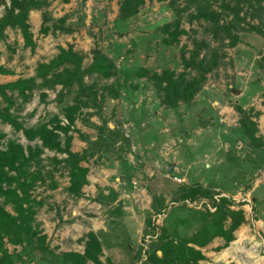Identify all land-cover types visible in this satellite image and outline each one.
Listing matches in <instances>:
<instances>
[{"label": "rangeland", "instance_id": "1", "mask_svg": "<svg viewBox=\"0 0 264 264\" xmlns=\"http://www.w3.org/2000/svg\"><path fill=\"white\" fill-rule=\"evenodd\" d=\"M118 1L48 0L50 17L64 18L63 28H70L71 33L43 36L39 33L42 11H32L28 24L35 43L33 51L24 48L18 30L8 28L0 39V66L10 72L0 76V84L33 78L38 65L49 63L59 48L69 46L82 57L83 68L92 63L95 51L115 66L110 79L97 75L84 78L86 85L95 86L96 105L76 88L59 101V87L44 92L43 101L42 92L36 90L27 104L15 99L11 113L20 117L25 129L52 126L54 119L67 126L65 109L77 105L74 131L69 133L70 151L94 150L81 163L88 168L91 180L79 199L66 192L68 170L54 163L67 156L43 150L41 180L32 195L42 203L34 226L46 236L49 253H36L31 261L24 258L17 264H68L62 255L83 254L89 233L100 242L99 260L103 264L107 260L112 264H149V253L161 244L157 240L159 229L164 228L179 241H188L208 221V213L215 211L212 201L205 198L180 201V194L192 186L210 190L215 194L213 201H232L228 208L244 215V223L232 232L230 243L216 237L202 248L188 245L205 257L199 264H264V10H259L264 2L253 0V7L245 4L240 14L262 34L232 21L233 33L239 38L233 46L221 34L213 37L208 24L188 19L194 12L190 9L179 24L186 34L166 46L163 28L178 20L182 2L170 8L168 0H145L137 11L119 16ZM227 1L210 0L217 12ZM8 4V0H0V17ZM231 19L224 15L220 22ZM198 43L204 45L200 59L215 53L217 65L189 104L167 108L154 75L168 70L175 79L181 74L185 81L196 77L191 68L184 69L183 62ZM0 105L4 106L1 98ZM100 126L110 130L105 129V135L112 137L109 146L97 145ZM0 134L5 136L0 150L8 141L24 150L40 146L37 140L28 141L23 132L2 123ZM60 135L63 147L64 135ZM115 163H119L118 175L104 172L105 165ZM116 177L124 180L127 192L113 188ZM136 189H143V193L133 196ZM122 194L124 200L119 199ZM5 209L11 213L9 207ZM125 211L129 215L126 223L122 220ZM4 245L10 254L20 252L5 240Z\"/></svg>", "mask_w": 264, "mask_h": 264}, {"label": "trees", "instance_id": "2", "mask_svg": "<svg viewBox=\"0 0 264 264\" xmlns=\"http://www.w3.org/2000/svg\"><path fill=\"white\" fill-rule=\"evenodd\" d=\"M165 1L157 0L159 3ZM252 1L229 0L223 2L219 7L220 11L217 12L212 9L210 0H168L167 5L170 8H175L180 2L184 4V7L179 9L178 20L163 28L167 35L166 46H171L178 38L186 34V31L179 28V24L190 9H193L194 12L188 14V19L208 24L210 26L208 32L213 37L221 34L233 46L239 42V38L233 33L234 24L232 21L237 24L244 23L247 25L248 31L262 34L260 28L249 25L245 17H240L245 4L253 7ZM262 1L264 2V0ZM8 3L3 16L0 17V39L4 38V33L8 28L18 30L24 48L33 51L35 43L28 24L29 13L32 11H42L39 33L43 36L56 32L67 34L72 32L70 28L66 30L63 28L64 18L54 20L50 17L46 10L49 6L48 0H8ZM144 3L145 0H119L118 15L129 10L137 11ZM261 9L264 10V5L259 7V10ZM224 15L232 17L229 23L220 22ZM171 28L173 29L171 30ZM202 47H204L203 43L195 45L189 59L183 62L184 69L191 68L190 70L196 74V77L191 78L190 81H185L183 74L175 79V76L168 70H164L159 76L154 75L157 90L163 94V104L167 108L175 109L181 102L189 104L193 97L200 92L206 75L216 67L215 53H212L208 59H200ZM58 50L59 54L56 58L47 64L37 66L33 78L0 84V98L4 105L3 107L0 105V123L8 125L15 132H23L28 141L37 140L40 143L39 147H28L24 150L14 141H8L5 149L0 150V264H17L23 262L24 258L31 261L36 253H40L42 256L49 253L48 246L45 245L46 236L37 230V226H34L36 210L42 207V203L37 202L32 195L36 184L41 180L39 167L42 163L43 150L67 156L61 161H54V163L63 164L64 168L68 170L69 187L66 192L70 197L83 198L81 190L87 185L86 178L89 171L88 168L82 167L81 163L86 162L94 154V150L92 147H87L80 154L70 151L72 139L69 133L74 131L71 128L75 121V114L79 110L77 105L65 109L64 118L67 126L60 125V121L54 119L51 122L52 126L44 124L35 129H25L20 117L11 113L15 110V99L19 100L21 105L27 104L31 100L33 91L36 90L42 92L40 97L43 101L46 98L44 92L55 90L58 87L60 88L56 95L58 101L65 93L76 88L79 95L84 94L86 99L97 104L95 86L86 85L84 78L97 75L103 79H110L115 74L114 64L105 55L95 51L92 63L83 68L82 57L75 53L71 46L66 50L63 48ZM9 74V71L0 66V76ZM101 98L103 99L104 96ZM76 102L78 103V100ZM105 129L109 130L102 126L97 128L99 132L95 139L98 141L97 145L109 146L111 144L112 137L105 135ZM60 133L64 135L63 147L60 143ZM4 137L3 134H0V142ZM213 194L210 190H203L196 186H192L180 194L179 199L182 202L194 201L200 197L211 200L212 208L215 211L208 213V221H205L204 226L188 241H179L164 228L159 229L160 235L157 240L161 244L149 253L146 259L147 263L199 264L205 260V257L200 251L189 247V244L202 248L216 237L222 238L227 244L232 241V232L244 223L243 211H231L228 207L232 206L233 202L226 198H221L218 202L213 201ZM6 207L11 209V213L6 211ZM228 220L230 223L227 229H224ZM4 240L13 247H19L20 252L10 254L5 248ZM173 240L177 241L176 245ZM158 252H160V256H158ZM100 255V242L94 233H89L83 254L65 253L62 258L68 264H88V262L103 264L99 260ZM105 264L112 263L107 260Z\"/></svg>", "mask_w": 264, "mask_h": 264}, {"label": "crops", "instance_id": "3", "mask_svg": "<svg viewBox=\"0 0 264 264\" xmlns=\"http://www.w3.org/2000/svg\"><path fill=\"white\" fill-rule=\"evenodd\" d=\"M51 7H49V9H50ZM31 13V12H30ZM61 14V13H60ZM56 18H59V17H56ZM73 143H74V140H73ZM83 143V144H82ZM82 143H80V144H82V146H84V145H86L84 142H82ZM85 148H83V150H84ZM86 149H87V147H86ZM106 167H104L107 171H104V172H107V173H110V174H116V175H118V172L120 171L119 169V163L118 164H114L113 166H109V164H107V165H105ZM158 167V166H157ZM104 168H102V169H104ZM170 173V172H169ZM172 173V172H171ZM87 183L89 184L90 183V180H91V177H90V174H88L87 175ZM115 183H116V185L113 187L115 190H118V189H116V188H119V189H121L123 192H125L124 191V189L125 188H123V185L125 184L124 183V180L123 179H121V177H116L115 178ZM86 186H88V185H86ZM145 191V190H144ZM127 192V191H126ZM141 192L143 193V189H141V190H138V189H136V190H132V195L133 196H139V195H141ZM146 192V191H145ZM135 193H137V194H135ZM124 197H125V195L124 194H122V195H120L119 196V199H122V200H124ZM125 214V215H124ZM123 218H122V220L123 221H125V223L127 222V220L129 219V215H128V213H126V211L123 213Z\"/></svg>", "mask_w": 264, "mask_h": 264}, {"label": "water", "instance_id": "4", "mask_svg": "<svg viewBox=\"0 0 264 264\" xmlns=\"http://www.w3.org/2000/svg\"><path fill=\"white\" fill-rule=\"evenodd\" d=\"M172 172V170L170 169V173ZM158 255H160V253L158 252Z\"/></svg>", "mask_w": 264, "mask_h": 264}, {"label": "bare ground", "instance_id": "5", "mask_svg": "<svg viewBox=\"0 0 264 264\" xmlns=\"http://www.w3.org/2000/svg\"><path fill=\"white\" fill-rule=\"evenodd\" d=\"M227 256V255H226Z\"/></svg>", "mask_w": 264, "mask_h": 264}]
</instances>
